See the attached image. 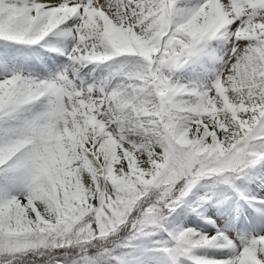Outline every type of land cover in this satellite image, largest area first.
<instances>
[{
    "label": "snow or ice",
    "instance_id": "6c2138e0",
    "mask_svg": "<svg viewBox=\"0 0 264 264\" xmlns=\"http://www.w3.org/2000/svg\"><path fill=\"white\" fill-rule=\"evenodd\" d=\"M0 264H264V0H0Z\"/></svg>",
    "mask_w": 264,
    "mask_h": 264
}]
</instances>
